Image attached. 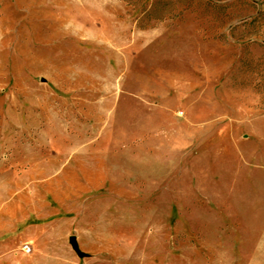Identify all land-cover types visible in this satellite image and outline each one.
<instances>
[{"label": "rangeland", "instance_id": "374dc122", "mask_svg": "<svg viewBox=\"0 0 264 264\" xmlns=\"http://www.w3.org/2000/svg\"><path fill=\"white\" fill-rule=\"evenodd\" d=\"M0 264H264V0H0Z\"/></svg>", "mask_w": 264, "mask_h": 264}, {"label": "water", "instance_id": "95a60500", "mask_svg": "<svg viewBox=\"0 0 264 264\" xmlns=\"http://www.w3.org/2000/svg\"><path fill=\"white\" fill-rule=\"evenodd\" d=\"M70 241H71V244H72L73 248H74L77 252L81 253V252H80V249H79V246H78V242H77V238H76V236H72L71 239H70Z\"/></svg>", "mask_w": 264, "mask_h": 264}, {"label": "built area", "instance_id": "2783aa9c", "mask_svg": "<svg viewBox=\"0 0 264 264\" xmlns=\"http://www.w3.org/2000/svg\"><path fill=\"white\" fill-rule=\"evenodd\" d=\"M25 249H26L27 251H30V247H28V246H27V247H25Z\"/></svg>", "mask_w": 264, "mask_h": 264}]
</instances>
